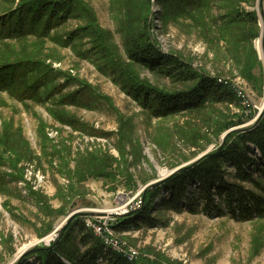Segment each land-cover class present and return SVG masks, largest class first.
Here are the masks:
<instances>
[{"label": "rangeland", "instance_id": "374dc122", "mask_svg": "<svg viewBox=\"0 0 264 264\" xmlns=\"http://www.w3.org/2000/svg\"><path fill=\"white\" fill-rule=\"evenodd\" d=\"M80 1L86 15L52 28L45 39L0 44V63L35 58L57 75L56 91L48 96L42 89L43 99L20 100L0 90V264H13L27 245V252L40 251L25 264H41V249L52 246L71 264L62 252L81 255L89 249L80 242V226L88 220L111 226L114 239L138 253L136 262L264 264V219L240 222L228 212L210 216L202 204L197 214L163 206L174 171L220 152L231 133L264 119V49L257 47L263 44L264 0H204L187 9L159 0ZM19 2L0 0V13ZM91 21L103 33L107 52L95 51L85 34L66 43L69 34ZM144 32L164 54L200 76L229 84L237 100L244 94L256 115L240 124L248 115L238 100L151 117L125 93L101 56L118 58L141 80L168 92L188 91L197 82L177 83L132 63L126 45ZM86 88L83 106L63 100ZM65 115L77 128L58 120ZM226 169L228 180L237 183L233 168ZM244 187L262 195L251 185ZM150 190L157 194L147 203L156 226L139 222L140 228L117 231L120 220L142 216Z\"/></svg>", "mask_w": 264, "mask_h": 264}, {"label": "trees", "instance_id": "16d2710c", "mask_svg": "<svg viewBox=\"0 0 264 264\" xmlns=\"http://www.w3.org/2000/svg\"><path fill=\"white\" fill-rule=\"evenodd\" d=\"M159 2L176 7L192 8L202 5L204 0H159ZM80 0H20L15 9L0 13V44L7 41H22L32 36L43 40L52 28L59 27L71 18L86 15L82 11ZM249 17V15H248ZM91 27V29H90ZM80 34H85L93 42L95 51L107 52L105 44L101 42L102 32L93 21L88 26L80 27L66 37V43L72 44ZM100 37V38H99ZM112 49H114L112 47ZM128 59L149 72L163 76L177 83H195V87L188 91L168 92L155 87L149 82L141 80L131 69L130 65L109 57L101 56L108 61L104 66L113 70V74L120 79L122 89L133 98L151 117L157 119L175 116L187 110L198 111L207 104L233 103L237 100L236 93L229 84L220 83L208 77L200 76L190 65L177 57L164 54L158 44L147 33H140L139 37L126 45ZM56 72L42 60L35 58H19L0 63V90L11 92L20 100L46 98L40 92L47 90L49 96L56 91L54 80ZM69 82L73 79H68ZM88 88L70 94L64 101L83 106ZM247 117L240 124L248 122ZM62 124L77 128L75 122L65 115L58 119ZM86 126V125H85ZM82 125V127L87 128ZM257 151L260 152V161ZM233 168L235 180H228L226 168ZM198 185V192H191L192 186ZM244 185H251L262 195L250 191ZM170 199L164 207L181 213L188 210L192 214L202 211L208 215L224 216L228 212L236 221L247 222L264 219V119L255 127L238 130L231 133L222 150L210 153L197 164L190 166L187 171L172 177L166 184ZM157 194L149 191L146 195V208L140 214L120 220L115 227L117 231H127L132 227L140 228L142 222L148 228H154L156 221L149 215V203H153ZM150 206V204H149ZM138 216V217H137ZM140 219V220H139ZM81 245L87 249L84 254L77 255L65 251L62 253L71 264H148L144 259L130 263L125 256L108 249L100 239L80 226ZM41 249V264H66L56 249ZM64 257V258H66ZM147 262V261H146Z\"/></svg>", "mask_w": 264, "mask_h": 264}, {"label": "built area", "instance_id": "2783aa9c", "mask_svg": "<svg viewBox=\"0 0 264 264\" xmlns=\"http://www.w3.org/2000/svg\"><path fill=\"white\" fill-rule=\"evenodd\" d=\"M239 99L246 115H248L247 117H254L256 115V111L253 109V105L250 100H248L242 93L239 94ZM85 225L89 231L103 241L108 249L124 255L130 263L136 262L139 257L138 253L134 249L126 247V245L120 240L114 239L111 233L113 229L111 226H108L107 223L88 220Z\"/></svg>", "mask_w": 264, "mask_h": 264}, {"label": "water", "instance_id": "95a60500", "mask_svg": "<svg viewBox=\"0 0 264 264\" xmlns=\"http://www.w3.org/2000/svg\"><path fill=\"white\" fill-rule=\"evenodd\" d=\"M258 7H261V3L259 2L258 4ZM262 17H264V13H262ZM263 46H264V33H263ZM208 155V153L202 155L201 157H199L197 160H195L191 165L193 164H197L199 161H201L203 158H205L206 156ZM191 165H187V166H184V167H180L179 169H177L176 171H174L170 176H173V175H177L178 173H181V172H184V171H187L188 168L191 166ZM73 218V215L72 216H69L66 220H65V224H68L71 219ZM63 225V227H64ZM40 250H34V251H31V252H26L24 254H22L21 256H19L15 262L13 264H15L17 262V264H25L27 262V257H29L30 255L32 254H35V253H38Z\"/></svg>", "mask_w": 264, "mask_h": 264}, {"label": "bare ground", "instance_id": "6f19581e", "mask_svg": "<svg viewBox=\"0 0 264 264\" xmlns=\"http://www.w3.org/2000/svg\"><path fill=\"white\" fill-rule=\"evenodd\" d=\"M262 41H263V40H262ZM257 47H258V50H260V51H262V47H263V49H264V46H263V44H262L261 41L258 42ZM108 213H109L110 215L113 214L112 211H110V212H108ZM30 248H31L30 245H27V246L23 247V248L20 250L19 255L21 256V255L24 254L25 252L29 251Z\"/></svg>", "mask_w": 264, "mask_h": 264}]
</instances>
